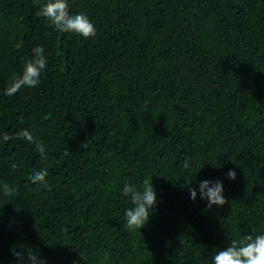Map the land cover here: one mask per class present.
<instances>
[{"label":"trees","instance_id":"16d2710c","mask_svg":"<svg viewBox=\"0 0 264 264\" xmlns=\"http://www.w3.org/2000/svg\"><path fill=\"white\" fill-rule=\"evenodd\" d=\"M72 3L94 37L54 31L39 0H0V89L35 47L49 53L38 89L0 92V133L34 132L48 153L0 143V264L31 247L48 264H205L227 238L264 230V0ZM40 166L47 187L29 179ZM194 176L221 178L225 203L190 199ZM144 178L156 210L129 230L120 187Z\"/></svg>","mask_w":264,"mask_h":264},{"label":"clouds","instance_id":"9594fccd","mask_svg":"<svg viewBox=\"0 0 264 264\" xmlns=\"http://www.w3.org/2000/svg\"><path fill=\"white\" fill-rule=\"evenodd\" d=\"M39 19L45 21L57 33L76 34L82 38L94 37L97 28L94 21L85 10H74L72 0H39L37 10ZM14 48L23 47L22 41L17 40ZM32 55L35 60H29L23 70L11 76L6 85L0 89L3 96L15 97L23 94L25 90L38 89L48 73L49 63L46 48L37 46L33 49ZM18 139L26 145L33 146L40 154L41 159H47L48 153L45 144L37 139V135L31 131H23L19 137L11 136L7 131L0 133V143ZM182 170L191 168V163L185 159L181 165ZM12 172H18L19 166L16 162L11 165ZM47 166L34 168L29 179L37 187L48 186ZM228 179H235L236 172L228 168L224 173ZM151 179L144 178L137 181L124 180L120 187V194L128 201L129 206L123 209V225L129 230L141 228L146 225L151 214L156 210L158 196ZM190 182H194L190 183ZM189 198H199L206 202L205 206L211 208L213 205L225 203L224 184L219 177H204L196 180V177H189L185 181ZM2 195L12 201L18 191L11 187L3 186ZM15 260L13 264H48L45 257H42L37 249L19 248L13 252ZM73 264H77L73 261ZM205 264H264V230L241 231L238 235L227 238L226 245L217 247L210 258H206Z\"/></svg>","mask_w":264,"mask_h":264}]
</instances>
